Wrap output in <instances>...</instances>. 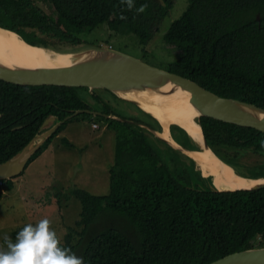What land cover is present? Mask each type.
<instances>
[{"label": "trees", "instance_id": "obj_1", "mask_svg": "<svg viewBox=\"0 0 264 264\" xmlns=\"http://www.w3.org/2000/svg\"><path fill=\"white\" fill-rule=\"evenodd\" d=\"M46 1L53 13L38 10L31 0H0V27L56 53H69L83 44L82 35L105 23L111 31L133 33L147 45L177 0H134L132 10L122 0ZM143 4L148 5L146 11L137 13ZM164 41L183 51L166 70L219 97L264 108V0H188ZM80 89L97 104L85 101ZM82 109L100 112L79 116L106 125L116 136L109 192L96 195L78 187L69 192L82 204L76 222L82 230L70 228L63 246L85 264H211L229 254L264 246V189L219 191L204 183L200 188L184 185V178L173 173L147 139V127L160 130V123L107 89L89 92L87 87L0 79V163L45 132L48 128L42 126L47 119H56V124ZM71 120L46 140L27 167ZM199 123L209 148L238 175L264 178V132L208 116H201ZM62 143L75 147L66 138ZM247 160L250 166L244 164ZM0 183L10 191L15 188L13 179ZM57 196L64 193L58 191Z\"/></svg>", "mask_w": 264, "mask_h": 264}, {"label": "rangeland", "instance_id": "obj_2", "mask_svg": "<svg viewBox=\"0 0 264 264\" xmlns=\"http://www.w3.org/2000/svg\"><path fill=\"white\" fill-rule=\"evenodd\" d=\"M50 4L42 6L51 9L48 13H53ZM187 6L188 0H177L163 21L160 31L155 33L147 45H142L133 33L111 31L105 23L91 33L82 35L83 44L67 51L77 53L88 49L113 48L154 67L166 69L170 63L183 56V51L167 44L164 35ZM78 92L88 103L97 104L85 89ZM108 94L104 92L103 97L108 98ZM110 101L113 104V101ZM144 119L152 121L151 116L144 115ZM93 123L83 116L71 120L64 125L63 131L47 149L40 153L20 176L13 179L15 188L12 191L7 185L0 183V248L6 249L5 235L14 242L16 234L26 224L35 223L43 217L52 220V226L61 238L62 245L70 228L79 232L82 230L76 226L82 213V204L74 196H70L69 192L78 187L96 195L107 194L110 189L109 168L114 161L116 149L114 131L98 122L101 127L95 129ZM48 127H52V124H48L44 129ZM153 136L149 143L160 153L173 173L184 178L183 184L197 188L203 186L201 183H204V180L197 177L199 173L193 168L194 162L164 146L160 138L155 140ZM64 138L75 147L63 144ZM245 163L250 166L251 160L244 161ZM205 178L208 179V182L204 183L206 187H215V184L209 181L211 176ZM58 191L64 193V196L58 197Z\"/></svg>", "mask_w": 264, "mask_h": 264}, {"label": "water", "instance_id": "obj_3", "mask_svg": "<svg viewBox=\"0 0 264 264\" xmlns=\"http://www.w3.org/2000/svg\"><path fill=\"white\" fill-rule=\"evenodd\" d=\"M71 55L72 62L67 66L9 65L0 62V79L15 84L87 87L90 90L95 88L107 89L119 98L130 101L143 110L145 109L138 101L125 98L124 95L144 91L168 94L181 90L202 104L203 114L201 116H208L264 132V108L262 107L237 99L219 97L185 77L169 70L154 67L112 48L89 49L71 53ZM84 113L101 114L97 111L82 109L67 116L64 120L57 121L53 127L36 136L15 156L0 163V181L12 180L20 176L32 157L41 150L43 144L52 134L65 122ZM54 120L56 121L54 118L47 119L42 129ZM119 120L139 124L123 118H119ZM202 138L203 148L214 153L209 148L204 135ZM213 156L223 162L215 153ZM209 181L215 184L213 177ZM215 188L219 191H251L264 189V182L233 190H222L217 186ZM211 264H264V246H256L229 254Z\"/></svg>", "mask_w": 264, "mask_h": 264}, {"label": "bare ground", "instance_id": "obj_4", "mask_svg": "<svg viewBox=\"0 0 264 264\" xmlns=\"http://www.w3.org/2000/svg\"><path fill=\"white\" fill-rule=\"evenodd\" d=\"M71 54H56L45 48L32 46L17 33L0 27V62L13 65L67 66L72 61ZM125 98L138 101L141 106L168 128L171 124L183 126L198 142L203 143V134L198 118L203 107L190 94L177 90L168 94L156 91L125 94ZM166 137V133L163 134ZM195 159L205 173L213 176L216 186L222 190H233L264 182V178L253 180L238 175L234 168L221 162L209 152L195 154Z\"/></svg>", "mask_w": 264, "mask_h": 264}, {"label": "clouds", "instance_id": "obj_5", "mask_svg": "<svg viewBox=\"0 0 264 264\" xmlns=\"http://www.w3.org/2000/svg\"><path fill=\"white\" fill-rule=\"evenodd\" d=\"M122 3H126L128 10H132L134 8V0H122ZM147 7H148L147 4H143L138 9H136V12L137 13H143L146 11ZM121 18H125V17H121ZM34 46H37V45H34ZM38 47H42V46H38ZM77 47H79V45ZM43 48H45V47H43ZM46 49H48V48H46ZM48 50L51 51L52 53H54L55 56H56V54H71L72 53V52L56 53L54 50H51V49H48ZM95 89H98V88H95ZM93 90L89 89V92H91ZM145 113L150 114L152 117H154L156 119V117L153 116L148 111L147 112L145 111ZM100 115H102V114H100ZM110 116H113V117H110ZM105 117L119 120V117L114 116V115H106ZM199 118H198V122H199ZM157 121L159 122V120H157ZM53 122H51L52 127L55 125V124H53ZM134 122H136V121H134ZM131 123H133V122H131ZM94 124H96V123H93V125ZM96 125H97V128H95V129H99L100 128L99 124H96ZM137 125L144 126L141 123H139ZM160 125L163 128V125L161 123H160ZM171 126H173V124H171ZM147 128H148V130L152 129L154 131L153 132L150 130V132L147 136L148 141H150L152 135L156 136L157 133L159 132V130H154L151 127H147ZM48 129H49V127H48ZM201 129H202V127H201ZM155 151L158 153V151L156 149H155ZM210 176L212 179L213 176L212 175H210ZM201 179L204 180V183L208 182V179L205 180L206 178L203 179V177H202ZM249 179H251V178H249ZM259 179H261V178H259ZM52 225H53L52 220H50L47 217H43V218L39 219L38 221H36L35 223L26 224L16 234L14 242L8 235H5L4 236V243L6 245V249L0 248V264H85L84 259L82 257L78 256L70 247H65L62 245L61 238L58 236L56 230L53 228Z\"/></svg>", "mask_w": 264, "mask_h": 264}, {"label": "crops", "instance_id": "obj_6", "mask_svg": "<svg viewBox=\"0 0 264 264\" xmlns=\"http://www.w3.org/2000/svg\"><path fill=\"white\" fill-rule=\"evenodd\" d=\"M164 133H166V137L163 135ZM153 138L155 140H157V138H160L161 143L164 146L170 147L174 151L179 152L180 154L185 156L188 160L193 161L194 162L193 168L195 171L199 173L200 179L201 177H203L204 179L205 176L211 175L210 173H205V171L202 170L203 168L199 166L198 162L195 159V154L209 152V151L203 148V143L196 141L190 135V133L181 125L173 124V126L170 125L167 129L163 127L162 129L159 130L156 136H153ZM178 146L182 148H179ZM209 153L214 155V153L212 152ZM159 156L164 160V158L160 155V153ZM176 157L181 158L180 156L177 155Z\"/></svg>", "mask_w": 264, "mask_h": 264}, {"label": "flooded vegetation", "instance_id": "obj_7", "mask_svg": "<svg viewBox=\"0 0 264 264\" xmlns=\"http://www.w3.org/2000/svg\"><path fill=\"white\" fill-rule=\"evenodd\" d=\"M32 1V4L36 6V8L39 10L41 9L43 12H47V11H50L48 9H46L45 7L42 6V4H50L49 2L47 1H41V0H31ZM35 1V2H34ZM52 6V4H50ZM100 113V112H99ZM200 175H198L197 177H199ZM202 178V177H201Z\"/></svg>", "mask_w": 264, "mask_h": 264}, {"label": "built area", "instance_id": "obj_8", "mask_svg": "<svg viewBox=\"0 0 264 264\" xmlns=\"http://www.w3.org/2000/svg\"><path fill=\"white\" fill-rule=\"evenodd\" d=\"M93 127H94V128H97V125H96V124H94V125H93Z\"/></svg>", "mask_w": 264, "mask_h": 264}]
</instances>
